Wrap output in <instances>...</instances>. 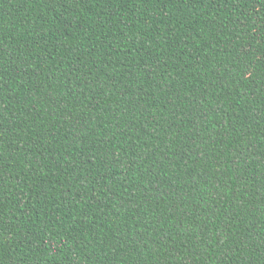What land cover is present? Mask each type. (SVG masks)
<instances>
[{
  "label": "trees",
  "instance_id": "trees-1",
  "mask_svg": "<svg viewBox=\"0 0 264 264\" xmlns=\"http://www.w3.org/2000/svg\"><path fill=\"white\" fill-rule=\"evenodd\" d=\"M0 264H264V0H0Z\"/></svg>",
  "mask_w": 264,
  "mask_h": 264
}]
</instances>
